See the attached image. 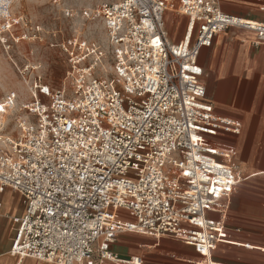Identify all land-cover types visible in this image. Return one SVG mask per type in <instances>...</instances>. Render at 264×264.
Wrapping results in <instances>:
<instances>
[{"label":"built area","instance_id":"built-area-1","mask_svg":"<svg viewBox=\"0 0 264 264\" xmlns=\"http://www.w3.org/2000/svg\"><path fill=\"white\" fill-rule=\"evenodd\" d=\"M19 1L0 0L5 51L44 40L33 26L15 32L24 21L13 10ZM176 4L187 19L178 42L166 23ZM84 15L103 23L112 75L96 72L107 54L96 41L55 39L51 46L69 57L68 90L25 65L31 98L14 133L3 115L18 107L16 93L0 100V193L10 188L26 206L11 253L54 264H143L111 248L120 234L136 233L173 237L193 246L200 264H222L211 253L225 240L224 225L207 213L225 212L244 177L210 141L239 134L241 122L208 99L199 52L231 27L256 32L253 44L264 45V22L223 12L221 0H117Z\"/></svg>","mask_w":264,"mask_h":264},{"label":"crops","instance_id":"crops-1","mask_svg":"<svg viewBox=\"0 0 264 264\" xmlns=\"http://www.w3.org/2000/svg\"><path fill=\"white\" fill-rule=\"evenodd\" d=\"M177 6L166 14L175 42L183 39L187 26ZM263 7L264 0H221L223 12L244 20L264 22ZM256 36L250 29L231 27L199 52L208 99L217 113L241 122L239 134L222 132L210 141L230 154L244 177L225 212L207 213L224 225L225 240L211 253V259L222 264H264V45L253 44ZM0 205V264H54L11 253L16 219L26 206L21 194L10 188L0 193ZM111 248L121 258L141 256L143 264H200L203 260L193 246L169 236L155 239L122 233ZM86 262L98 264L94 258Z\"/></svg>","mask_w":264,"mask_h":264},{"label":"rangeland","instance_id":"rangeland-1","mask_svg":"<svg viewBox=\"0 0 264 264\" xmlns=\"http://www.w3.org/2000/svg\"><path fill=\"white\" fill-rule=\"evenodd\" d=\"M113 1L117 0H25L15 3L13 10L16 16L24 18L17 24L15 32L23 33L33 26L39 28L44 40L23 41L8 51L0 48V100L14 91L18 105L3 115L7 132L14 133L17 119L27 114L20 105L31 98L33 77L29 76L33 75H22L25 65H37L43 82L68 90L67 73L71 69L69 57L60 47L51 46L55 39L62 42L76 35L86 41H96L107 52L98 61L96 72L108 77L112 75L113 61L103 23L97 18H86L84 11L100 3ZM167 25L168 30H173L171 22ZM54 33L56 36H53Z\"/></svg>","mask_w":264,"mask_h":264}]
</instances>
